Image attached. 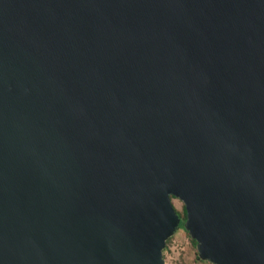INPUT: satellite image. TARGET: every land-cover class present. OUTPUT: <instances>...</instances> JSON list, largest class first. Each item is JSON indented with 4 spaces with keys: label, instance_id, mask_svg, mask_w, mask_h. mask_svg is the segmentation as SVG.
Returning a JSON list of instances; mask_svg holds the SVG:
<instances>
[{
    "label": "water",
    "instance_id": "obj_1",
    "mask_svg": "<svg viewBox=\"0 0 264 264\" xmlns=\"http://www.w3.org/2000/svg\"><path fill=\"white\" fill-rule=\"evenodd\" d=\"M264 264V0H0V264Z\"/></svg>",
    "mask_w": 264,
    "mask_h": 264
},
{
    "label": "rangeland",
    "instance_id": "obj_2",
    "mask_svg": "<svg viewBox=\"0 0 264 264\" xmlns=\"http://www.w3.org/2000/svg\"><path fill=\"white\" fill-rule=\"evenodd\" d=\"M170 199L175 212L181 215L182 203L178 199ZM195 252V247L191 244L184 229H176L162 250L163 264H210L206 261L197 260Z\"/></svg>",
    "mask_w": 264,
    "mask_h": 264
},
{
    "label": "trees",
    "instance_id": "obj_3",
    "mask_svg": "<svg viewBox=\"0 0 264 264\" xmlns=\"http://www.w3.org/2000/svg\"><path fill=\"white\" fill-rule=\"evenodd\" d=\"M176 214L178 215V217H179V219H180L179 226H178L177 229H179V228H182V229H183V222H184V219H185V214H184V209H183V207H182L181 215H179L178 213H176ZM187 235H188V234H187ZM188 237H189V236H188ZM168 240H169V239H167L165 243H167ZM189 240H190L191 244H192L193 246H195V242H194L193 240H191L190 238H189ZM195 257H196V259L198 260L196 252H195Z\"/></svg>",
    "mask_w": 264,
    "mask_h": 264
}]
</instances>
